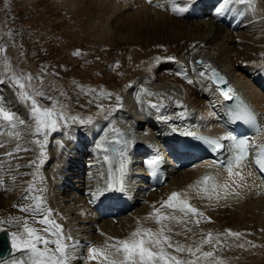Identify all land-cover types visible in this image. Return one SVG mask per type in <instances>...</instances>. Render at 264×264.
<instances>
[{"label":"bare ground","instance_id":"1","mask_svg":"<svg viewBox=\"0 0 264 264\" xmlns=\"http://www.w3.org/2000/svg\"><path fill=\"white\" fill-rule=\"evenodd\" d=\"M23 1L32 4L33 0ZM158 1L164 7L149 6L140 0H39L32 6L33 31L39 29L41 32L35 37L40 41L49 37L50 42L46 46L53 45L56 51L64 47L66 52L74 49L79 54L84 53L77 63L87 68H73L69 74L56 71L65 79L58 81L51 76L50 81L41 86L42 90L49 91L48 96L60 101L65 115L69 117L67 124L48 134L44 161L39 159L41 148L33 142L37 137L31 134V129H19L21 136L17 140L9 135L13 131L11 128L0 124V144L4 145L0 147V180L6 177L0 185V212L3 211L9 220L26 218L30 224H34L32 217L20 211V208L35 204L37 198L42 197L44 207L47 208L48 204L55 211L52 218L62 220L58 223L73 238L70 243H77L74 250L76 258L72 264H81L79 260L87 243L100 247L104 245L106 237L126 238L138 226V221L144 227L157 228L152 220L145 217L154 211V206L160 208L171 193L186 192L191 205L203 216L199 217L198 226L194 224L196 217L188 218L191 222L187 226L192 228L188 240L184 236H174V240L181 243L198 242L202 234L211 232L221 241L216 249V257L223 264H264V193H258L251 179L244 177L241 186L232 185L226 198L222 190L220 198L215 194L210 199L206 198L203 192L197 195L196 182L205 175L215 176L220 183L227 179L226 170L212 166L210 161L198 162L178 171L176 166L179 160L174 158L165 186L155 190L144 180L136 184V180L128 177L127 182L132 189L127 193L128 198L132 199L126 204L128 210L116 211L112 196L109 199L111 203L107 204L103 201L99 203L92 195L102 184L99 177L107 168V164L103 165L105 156L116 162L118 155H112L111 150L118 148L121 153L124 149L118 143L106 145L104 149L108 148L107 152L100 151L97 149L99 140L90 137L88 132L106 121L124 122L123 128L133 125L132 137L146 130L152 137L159 138L161 130L158 129L164 128L165 124L154 120L180 112L176 106L193 107L197 116L202 112L204 117L213 119L220 98L216 91L218 89L211 85L215 91L212 90L205 77L199 75L205 72L208 79L207 65L224 71L232 87L245 88L246 93L242 94L264 120V0H256L255 13L245 12L243 5H234L221 15H217L221 0H191L189 10L182 15L171 11L172 0ZM188 2L175 0L179 7H184ZM199 15L202 17L199 18ZM32 56L37 57V54L33 53ZM197 56L206 59L201 68L190 63ZM10 57L17 60L15 56ZM70 57L65 59L66 63L62 66L67 70L71 65ZM98 58L103 61L95 62ZM92 62H95L94 65ZM12 68L17 73L20 68L19 73L29 69L34 77L38 75L35 66L26 62ZM73 82L81 83V87L86 86L90 90L85 92L83 88L72 85ZM141 89L155 95H148ZM167 90L170 91V98ZM7 91L6 96L14 99L15 95ZM140 94L157 101L161 114L133 112L130 104ZM18 106L17 103L13 104L17 116L29 118L28 107ZM50 107L52 104L49 102ZM97 108L99 111L94 114ZM129 114L142 119H130ZM71 117L90 122L81 125L79 121L73 122ZM131 143L138 148L137 141L131 140ZM17 144L31 150L17 153ZM87 146L92 152L85 151ZM7 152H13V156H6ZM146 152L144 148L130 149L126 153V162L136 165L135 168L131 167V171L126 165V173L139 170ZM83 153L87 157L86 164L78 159ZM31 161H37L39 173L35 170L37 165L29 167ZM209 165L213 170L205 168L209 173L206 174L204 167ZM34 174L38 178L32 180ZM23 176L36 186L35 191L28 194V199L23 198L28 187V182H22ZM13 177L16 182L12 180ZM40 177L45 181H41ZM55 180L58 184L54 186ZM46 183V187L38 186ZM137 186H141L138 191ZM161 210L173 211L167 208ZM176 215L181 214L176 212ZM35 226L43 227L39 224ZM182 227L177 226L175 230L180 231ZM227 230L241 236L238 239L228 236ZM241 244L243 247H239ZM208 250H211V246L205 245L203 251ZM18 254L14 252L7 260ZM0 264H4V261H0ZM83 264L96 262L87 260Z\"/></svg>","mask_w":264,"mask_h":264},{"label":"snow or ice","instance_id":"2","mask_svg":"<svg viewBox=\"0 0 264 264\" xmlns=\"http://www.w3.org/2000/svg\"><path fill=\"white\" fill-rule=\"evenodd\" d=\"M151 3V0H149ZM233 5H243L245 12H256V0H221V6L217 11V15H221L228 11ZM191 0L185 4L184 7H179L175 0H172L171 11L173 13L184 14L189 10ZM157 7H164L163 4H158ZM5 50L0 48V53ZM79 55V52L75 53ZM168 59H174L169 57ZM203 63V62H200ZM4 68L8 75V81L15 89L17 98L27 105L29 109V120L19 119L17 114L7 109L6 101L0 96V124L6 125L13 131L9 133L14 139H19L21 133L16 131L18 126L31 129V134L37 137L33 142L40 146V161L42 162L45 155L44 147L47 142L49 132L59 130L62 124H67L69 117L65 115L64 106L58 99L47 96V94L38 87H34L32 82L34 79L30 73H17L7 59H4ZM208 79L217 84H227L225 78L220 73L207 65ZM179 74V73H178ZM204 76L205 72L199 73ZM0 79V83H3ZM42 83V80L40 81ZM192 83L191 80L188 81ZM142 92L148 95H155L148 93L147 89H141ZM232 89L222 90V94L231 99ZM38 98H45L52 101V107H44L39 103ZM117 101L120 98L116 97ZM151 108L158 109L160 105L151 104ZM103 110L102 106H100ZM235 118L244 120L250 124L257 134L264 131V126L257 121L255 114L246 106L242 105L241 110L235 113ZM73 122L79 121L81 124L89 123V121L80 120L78 117L70 118ZM117 132V129H113ZM186 135L192 136L189 132ZM43 137V139H40ZM195 139L205 144L212 152L219 153L228 151L231 154V160L222 167L226 169L227 179L220 183L213 175H205L201 181L196 182L198 186L197 195L201 192L206 198H211L213 194L220 198V191L224 192V198L230 193L232 185L237 187L242 185L244 180L243 168L246 167L249 155L253 154L251 140L249 137H236L232 133H227L219 138H211L205 136H194ZM223 141H229L230 144L226 147ZM4 145L0 144V147ZM258 151L254 153L255 162L262 172H264V145L255 146ZM31 149L23 148L17 144L15 152L30 151ZM105 152L108 149H104ZM6 156H13V152L5 153ZM105 160L108 161L110 168L112 161L106 155ZM119 180L113 178L112 183L107 184L106 188L113 187L117 182L123 186V178L126 174V162L124 153H119L118 156ZM219 161H214L212 166H215ZM37 165V161H31L29 167ZM38 170V169H37ZM236 177V179H233ZM35 179V174H34ZM41 181L43 177H40ZM15 180V177H13ZM238 181L240 183H238ZM4 182L0 180V185ZM192 187V186H190ZM36 186L34 182H29L25 192L24 199H28V194L35 191ZM102 190L97 189L92 193L93 197L101 194ZM44 200L42 197L37 198V202L30 206L20 208V211L31 216L34 224H30L28 219L0 220V232L9 233L7 229L2 227L4 224H10L15 227L16 231L10 232L11 247L15 253L19 255L14 256L11 260L4 261V264H72L75 257L74 250L77 247L76 242L70 234L65 233L63 225L59 224L53 219V211L50 208L44 207ZM170 209L172 212H164L161 209ZM176 212L181 215L177 216ZM203 216L197 208L191 205L187 198V193L173 192L166 201L161 203L160 208H155L154 211L145 217L146 220H152L157 228L144 227L138 221V226L132 231L128 237L119 239L114 237H106L103 246L88 245L87 260L95 261L96 264H223L222 260L217 259L216 249L221 245L219 236H214L211 232L202 234L198 242L181 243L179 240H174V236H184L185 240L189 239V233L192 228L188 227L189 217H196L194 224L199 225V217ZM35 224L42 225L38 228ZM177 226H183L182 230L176 231ZM227 235L236 237L241 236L240 233L227 230ZM205 245H210L211 250L203 251ZM243 247V245H239Z\"/></svg>","mask_w":264,"mask_h":264},{"label":"rangeland","instance_id":"3","mask_svg":"<svg viewBox=\"0 0 264 264\" xmlns=\"http://www.w3.org/2000/svg\"><path fill=\"white\" fill-rule=\"evenodd\" d=\"M33 1H32V4L31 3L26 4V2L23 0H0V48H3L5 50L3 53H0V79H4L3 83H5L4 85L2 84L0 86V89L3 86L1 91H0V94H1L0 96H3V98H4V92L7 90H8L7 92L9 94L15 95V97H14L15 100L13 98L12 99H4L6 101V104H7V109L12 111V112H14V110H13L14 109L13 108L14 103H17L19 105L18 107H22V108L25 106L27 107V105H25L22 101H20L17 98V95L14 93L15 89L12 87V85L8 81L7 77L9 74L6 72V70L4 68V59L5 58L7 59V61L9 63H11L10 65L12 67L22 66L24 62H26L27 64L34 65L35 68L37 69V72H38L37 78H39L42 75L38 80L34 79L32 82L33 86L38 87V88H42L41 86H43L47 82L46 80L47 79L49 80V78L51 76L53 77V79H57L58 81L64 80L65 77L58 75L57 72L59 74H61V73L69 74L73 70V68H74V70L87 68V67L82 66V65L79 66V63H77V62H80L84 53H80L79 55H76L75 53H77L78 51L71 49V50H68L66 52L64 50V47L63 48L61 47V48H59L60 50L56 51V50H54L53 45L52 46H46V44H48L50 42L49 37H44L42 41H40L39 39L36 38L41 34V32L39 29L38 30L36 29L35 30L36 32L33 31L35 29L34 28L35 23H34V18H33L34 9L32 6L36 2H38L39 0H36L35 2H33ZM68 18H70V16H68ZM43 33H46V31H43ZM33 53H36L37 57L32 56ZM10 56H15V57H17L16 59H18V60L15 61ZM67 57H70V63H71L68 70L65 69L64 67H62L63 64L66 63L65 59ZM74 60H76V61H74ZM97 61L101 62V61H103V59L98 58V59H96L95 62H97ZM45 62L48 64H46ZM95 62H92L91 64L94 65ZM38 66H43L44 68L42 69V68H39ZM54 66H56V67H54ZM116 66L113 69H115ZM53 67L56 70H54ZM2 70H4L3 73H2ZM19 70H20V68H19ZM19 70H17L18 73H19ZM20 73L27 74L28 71L27 70L24 71V69H23L20 71ZM43 73H45V74H43ZM50 74H51V76H50ZM41 80H42V83L40 82ZM35 84H37L39 86H35ZM58 84H62V82H58ZM77 87L80 88L79 84L77 85ZM86 88H88V87L83 86V89L85 92H86V90H90V89H86ZM43 90L48 92L47 93V96H48L49 91L45 90V89H43ZM84 91H82L81 93H83ZM38 99H39V103L41 105L43 103L42 106H44V107H48L49 102L52 104V101H49L48 99H45V98H38ZM27 111L29 113L28 108H27ZM93 112L96 113L97 111L96 112L93 111ZM18 118L22 119L19 117V115H18ZM29 119L26 118L24 120L28 121ZM19 128L25 129L26 127L19 126ZM76 130H78V129H76ZM49 133H52V132H49ZM40 139H43V137ZM86 149H89V146H87ZM42 161H44V159ZM35 170H36V173L40 172L38 165L36 166ZM36 177L38 178L37 175L35 176V178ZM5 179H6V177H5ZM5 179H3V181H5ZM8 180L10 181V176H8ZM32 180H34V177H32ZM13 181L16 182V180H13ZM22 182L23 183L28 182V184H29L27 177L22 179ZM30 182H32V181H30ZM38 186L46 187L47 183L45 185L38 184ZM3 213H4L3 211L0 212V219L1 220H9V218L4 215L5 213L4 214ZM59 221L61 222L62 220L58 219L57 222H59ZM2 227L7 229L9 231V233L11 231H14L13 228L11 226H9V224H4V225H2ZM88 245H90V244L87 243L85 245L83 251H82L83 255L79 260L81 264H83L85 261H87L86 255H87Z\"/></svg>","mask_w":264,"mask_h":264},{"label":"water","instance_id":"4","mask_svg":"<svg viewBox=\"0 0 264 264\" xmlns=\"http://www.w3.org/2000/svg\"><path fill=\"white\" fill-rule=\"evenodd\" d=\"M200 62H202V60L201 59H198L197 60V63H199V64H201ZM221 75V74H220ZM225 80L227 81V79L225 78ZM215 83V82H214ZM216 85H218V86H221V88H222V90H227L228 89V86H227V84H217V83H215ZM223 95V94H222ZM224 96V95H223ZM225 97V96H224ZM226 98V97H225ZM226 100H228V101H230L231 99H228V98H226ZM0 238L3 240H5V242L8 244V235H6V233L4 232V233H2V234H0ZM7 253H8V250H7Z\"/></svg>","mask_w":264,"mask_h":264}]
</instances>
